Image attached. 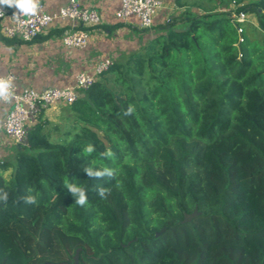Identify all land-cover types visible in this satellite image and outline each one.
<instances>
[{
	"label": "trees",
	"instance_id": "obj_1",
	"mask_svg": "<svg viewBox=\"0 0 264 264\" xmlns=\"http://www.w3.org/2000/svg\"><path fill=\"white\" fill-rule=\"evenodd\" d=\"M247 1L220 3L264 33V0ZM200 9L111 60L63 105L64 129L42 113L30 124L0 166V264H73L78 248L77 264H264V46L231 10Z\"/></svg>",
	"mask_w": 264,
	"mask_h": 264
},
{
	"label": "crops",
	"instance_id": "obj_2",
	"mask_svg": "<svg viewBox=\"0 0 264 264\" xmlns=\"http://www.w3.org/2000/svg\"><path fill=\"white\" fill-rule=\"evenodd\" d=\"M68 0H40L47 14L57 13ZM94 9L99 16V23L87 29L89 42L85 49H67L62 44V37L73 27L67 21H54L39 38L29 42L10 39L1 33L0 24V77L12 74L18 91L33 89L41 92L48 88L72 86L80 72H87L104 59L120 60L130 51L137 49L140 35H130L137 30L136 17H129L126 22L116 18L120 7L116 0H91L82 3ZM194 5L202 10L208 8L199 0H183L179 6ZM173 0H162V7L154 22L162 18L163 13L173 6ZM8 13L17 9L1 5ZM200 9V11H202ZM155 24V23H154ZM143 42V35L141 36ZM62 103H57L42 113V119L49 123H59L62 118ZM7 107L0 102V160L6 163L14 161L17 145L3 131V122Z\"/></svg>",
	"mask_w": 264,
	"mask_h": 264
},
{
	"label": "built area",
	"instance_id": "obj_3",
	"mask_svg": "<svg viewBox=\"0 0 264 264\" xmlns=\"http://www.w3.org/2000/svg\"><path fill=\"white\" fill-rule=\"evenodd\" d=\"M91 0H68L67 4L55 14H47L42 4L35 16H25L19 9L8 13L0 5V24L3 36L18 39L23 42L32 41L37 35L43 34L54 21H67L73 29L66 33L61 41L67 49L83 50L89 42L88 28L99 23V16L94 9L83 6V2ZM120 7L115 16L122 22L129 17H136L138 31L148 30L154 25V19L162 7V0H116ZM15 14V15H14ZM245 14L239 13L235 20L243 21ZM241 32V29H238ZM112 65L110 59L98 62L92 73L80 72L75 77L72 86L63 88H48L38 92L33 89L18 91L15 77L7 74L0 79L11 81V97L0 102L7 107L3 122V131L17 146H25L28 141L30 124L34 123L38 114L51 106L62 103L72 104L77 100L78 92L89 88L103 72ZM4 160H0V166Z\"/></svg>",
	"mask_w": 264,
	"mask_h": 264
},
{
	"label": "clouds",
	"instance_id": "obj_4",
	"mask_svg": "<svg viewBox=\"0 0 264 264\" xmlns=\"http://www.w3.org/2000/svg\"><path fill=\"white\" fill-rule=\"evenodd\" d=\"M0 5H7L9 7L15 6L20 10L25 16H35L40 10V0H0ZM15 15V14H14ZM11 89V81L7 79H0V99L7 100L11 97L12 93ZM133 109L129 107L128 112L126 114H131ZM89 154L95 151L94 146L88 145L85 149ZM106 157H111L112 153L110 151H106L102 154ZM84 172L87 174L89 178L101 179L105 176L113 177L114 172L111 169L104 168L103 170H93L92 168H86ZM69 192L76 197L75 203L80 206H85L88 202V198L86 195V191L82 187H78L73 184L67 185ZM108 194V190L104 188L98 189V195L102 199H106ZM8 194L6 192L0 193V201H7ZM24 202L28 204L36 203V198L32 195H29L24 198Z\"/></svg>",
	"mask_w": 264,
	"mask_h": 264
},
{
	"label": "rangeland",
	"instance_id": "obj_5",
	"mask_svg": "<svg viewBox=\"0 0 264 264\" xmlns=\"http://www.w3.org/2000/svg\"><path fill=\"white\" fill-rule=\"evenodd\" d=\"M182 1H183V0H182ZM182 1H181V2H182ZM190 1H192V0H190ZM199 1L201 2V0H199ZM247 2H248V3H252L253 0H249V1H247ZM202 3H203L206 7H208V8L212 7V8H214L215 10H218V11H229V10H231V12L229 11V14H230L231 18H235V17H236V14H234L233 9H237V7H240L239 5H237L236 7L233 6V5H231L230 8L227 7L226 9H223L224 7H223V5L220 3V0H202ZM173 4H174V5L171 6L170 9H167V10L163 13L162 18L159 19L160 22L155 21V22H154V23H155L154 26H152L150 29H148V30L145 31V32H143V31H141V32H136V31H134V30H131L130 35H154L156 27H157L158 25H161L162 23H165L166 20H167L169 17L175 15L176 13H180V12H183V11H188L187 9H188L189 7L194 6V5H190V4H188V6H186V5H185V6H179L177 3H175V0H173ZM244 14H245V13H244ZM243 26H245V27H250L251 29H253L254 32H253L252 37L254 38L256 44L259 45V46H264V33L258 29L257 22H256V19H255V15H254V14H252V13H246V14H245V16H244V18H243V21L240 23V27L242 28ZM140 37H141V36H140ZM138 46H141V40H139ZM123 59H124V58H123ZM120 60H122V59H120ZM120 60H119V61H120ZM50 124H52V125H58V126L60 127V129H64V127H65V124H64L63 121H61V122H59V123H56V124H55V123H50ZM67 124H68V123H66V125H67ZM52 125H50V126H52ZM52 127H53V126H52ZM51 135L53 136L52 139L54 140L57 136H59V132L53 130V131L51 132ZM4 163H5V161H4ZM4 163H3V164H4ZM12 163H13V162L11 161V164H12ZM0 173H1L2 175L8 176V175H10V173H11V168H7L6 170H2V169L0 168Z\"/></svg>",
	"mask_w": 264,
	"mask_h": 264
},
{
	"label": "water",
	"instance_id": "obj_6",
	"mask_svg": "<svg viewBox=\"0 0 264 264\" xmlns=\"http://www.w3.org/2000/svg\"><path fill=\"white\" fill-rule=\"evenodd\" d=\"M36 38H39V36L37 35L34 39ZM196 215V211H194L193 213L191 214H185L183 216V223L185 222H189L194 216ZM160 233H158L156 236H158ZM79 251H80V248H78L76 251H75V254L73 256V264H77L78 263V256H79Z\"/></svg>",
	"mask_w": 264,
	"mask_h": 264
}]
</instances>
